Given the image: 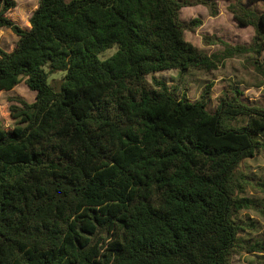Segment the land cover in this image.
Instances as JSON below:
<instances>
[{
	"label": "trees",
	"instance_id": "obj_1",
	"mask_svg": "<svg viewBox=\"0 0 264 264\" xmlns=\"http://www.w3.org/2000/svg\"><path fill=\"white\" fill-rule=\"evenodd\" d=\"M15 7L0 0V28L20 38L0 50V90L25 81L36 100L0 125V264H232L236 171L264 151V109L212 113L148 82L214 66L185 40L183 3L39 0L29 31ZM233 11L263 35L264 12ZM238 116L247 126L229 127Z\"/></svg>",
	"mask_w": 264,
	"mask_h": 264
},
{
	"label": "rangeland",
	"instance_id": "obj_2",
	"mask_svg": "<svg viewBox=\"0 0 264 264\" xmlns=\"http://www.w3.org/2000/svg\"><path fill=\"white\" fill-rule=\"evenodd\" d=\"M16 7L6 16L22 30L31 29L30 20L39 7V0H14ZM71 1V0H67ZM183 3L180 20L185 28V40L211 59L214 66L157 72L147 76L166 82L176 97L191 102H205L216 113L220 105L230 102L249 108L264 109V33L258 35L257 26H241L234 18L246 12L259 16L264 3L250 4L247 0H178ZM233 8V10H232ZM216 14L213 15L212 12ZM19 37L9 28H0V50L11 53ZM236 48H244L236 51ZM117 47L100 54V60L113 56ZM55 78H61L56 74ZM21 100L32 104L36 93L22 81L12 91L0 90V125L13 130L16 120L11 106H21ZM247 116L229 117L227 125L241 128L248 124ZM237 197L243 208L237 215L241 227L239 245L234 250L232 264H264V151L244 160L236 171ZM258 242L256 249L251 247Z\"/></svg>",
	"mask_w": 264,
	"mask_h": 264
}]
</instances>
